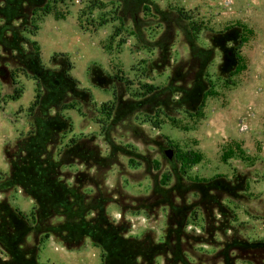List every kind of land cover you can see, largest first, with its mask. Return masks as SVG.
<instances>
[{"label":"rangeland","instance_id":"rangeland-1","mask_svg":"<svg viewBox=\"0 0 264 264\" xmlns=\"http://www.w3.org/2000/svg\"><path fill=\"white\" fill-rule=\"evenodd\" d=\"M48 2L51 11L46 15L36 13L37 29L29 38L38 43L45 65L50 64L53 54L66 55L71 64L69 74L88 90L94 103L80 108L84 114L77 109L62 111L72 123L63 142L70 137L93 136V143L105 157L112 147L105 142L102 126L106 117L100 111L114 101L113 92L118 88L94 85L90 67L96 65L103 74L120 77L123 82L118 87L125 93L123 98L139 100L145 97L146 86L163 88L175 72V86L185 83L190 39L212 50L204 74L214 93L203 99L198 113L185 112L184 107L166 100V92L155 91L146 105L148 113L136 111L128 119L117 121L111 131L115 159L108 158L114 162L103 168L97 191L109 196L106 214L120 224L119 250L135 251L137 246L146 249L151 242L179 238L186 264H214L215 253L226 240H264V0ZM232 26H245L251 33L240 47L238 72L229 75L219 67L221 47L234 45L233 34L221 43L213 44L211 38ZM226 67L228 64L224 70ZM16 80L18 83L12 85L7 72H0L1 174L8 172L5 146L25 134L31 121L27 109L35 94L34 81L22 74ZM14 86H20L22 93L11 100L8 95ZM179 96L173 93L174 99ZM166 149L171 151L169 159L164 154ZM195 154L199 155L196 161ZM185 155L190 157L187 163L182 162ZM68 169L74 174L84 167L76 163ZM201 179L223 186V191L208 190L203 196L206 205L215 195L220 197L222 212L214 220L211 217L205 221L193 205L199 196L187 194L186 204L191 206L186 224L177 235L172 223L176 212L160 203L161 195L154 186L169 189V195L177 192L173 190L175 185ZM5 204L30 221L33 202L21 189L0 193L3 209ZM198 238L207 243L194 241ZM36 239L31 232L25 241L34 246ZM165 256L170 259L169 252L165 251ZM22 258L14 264H103L100 247L88 238L80 248L68 249L51 235L38 246L35 259L32 255ZM115 258L114 254L108 264H117ZM261 258L259 255V264L264 263V256ZM7 259L0 249V264H10ZM153 264H163L162 258H156Z\"/></svg>","mask_w":264,"mask_h":264},{"label":"trees","instance_id":"trees-1","mask_svg":"<svg viewBox=\"0 0 264 264\" xmlns=\"http://www.w3.org/2000/svg\"><path fill=\"white\" fill-rule=\"evenodd\" d=\"M50 11L48 0H0V72H7L12 85L18 83V74L32 79L35 84L33 101L27 109V115L31 118L29 130L4 148L8 172L0 173V193L19 188L33 202L30 221L18 210L6 204L5 209L0 206V249L8 256L6 261L11 260L10 264L20 262L23 255H32L35 259L38 246L51 235L68 249L80 248L84 239L88 238L93 245L100 247L103 264H108L114 254L117 264H153L158 257L162 258L163 264H186L185 250L179 238L173 242H151L146 249L137 246L135 251L119 250L122 247L120 224L114 223L107 216L105 206L111 200L97 189L98 184L102 183L99 175L103 168L114 162L108 158L112 156L115 159L116 149H113L111 131L117 121L128 119L136 111L148 113L146 105L155 96V91L158 94L166 92L168 102L184 107L185 112L191 115L200 111L203 99L214 93L204 74L206 64L212 58V50L201 48L190 39L184 79L187 84L175 86V72L163 88L155 90L146 86L145 97L139 100L124 99L125 93L118 87L123 80L107 76L96 65H92L89 75L94 85L104 89L109 85L118 88L113 92L114 101L109 107L102 106L99 110L106 117L102 126L105 142L112 147L110 155L105 157L93 143V136L70 137L63 142L66 134L71 131L72 123L62 111L77 109L84 114L80 108H89L94 103L88 90L80 87L79 82L69 74L71 64L67 56L53 54L50 64L45 65L41 60L38 43L29 38L37 29L34 24L37 15H46ZM239 29L228 27L225 33H216L211 38L213 44L221 43V39L233 34L234 45L221 47L223 60L219 67L221 72L228 71L229 75L238 72L240 47L248 33H251L245 26ZM226 64L228 67L224 70ZM174 92L180 96L174 99ZM21 93L22 88L14 86L8 98L18 99ZM157 106L160 107V104ZM193 157L194 161L199 159L198 154ZM189 161V155L183 156V163ZM76 163L84 169L72 174L68 168ZM222 187L216 186L212 180L201 179L197 182H184L182 186L175 185L173 190L177 192L174 194L168 195L169 189L157 185L154 191L161 195L162 205L176 212L172 223L179 235L186 224L187 209L191 206L186 204L187 194L195 193L199 196L193 205L198 207L205 221L211 217L214 220L215 215H220L224 207L221 198L215 195L206 205L203 204V196L208 190L223 191ZM245 189L244 186L241 190ZM31 232L37 237L34 246H29L25 241L26 235ZM198 239L194 241L207 243L206 240ZM165 251L170 253V259L166 258ZM259 255L260 258L264 256V240L231 239L223 243L213 259L216 260L214 264H259Z\"/></svg>","mask_w":264,"mask_h":264},{"label":"water","instance_id":"water-1","mask_svg":"<svg viewBox=\"0 0 264 264\" xmlns=\"http://www.w3.org/2000/svg\"><path fill=\"white\" fill-rule=\"evenodd\" d=\"M164 154L168 159L171 158V151L169 149L164 150Z\"/></svg>","mask_w":264,"mask_h":264}]
</instances>
